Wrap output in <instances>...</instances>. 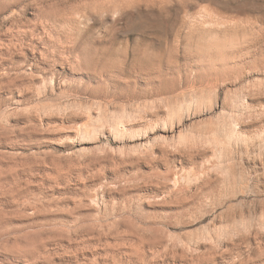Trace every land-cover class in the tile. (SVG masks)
Here are the masks:
<instances>
[{
	"label": "rangeland",
	"instance_id": "rangeland-1",
	"mask_svg": "<svg viewBox=\"0 0 264 264\" xmlns=\"http://www.w3.org/2000/svg\"><path fill=\"white\" fill-rule=\"evenodd\" d=\"M0 264H264V0H0Z\"/></svg>",
	"mask_w": 264,
	"mask_h": 264
},
{
	"label": "bare ground",
	"instance_id": "bare-ground-1",
	"mask_svg": "<svg viewBox=\"0 0 264 264\" xmlns=\"http://www.w3.org/2000/svg\"><path fill=\"white\" fill-rule=\"evenodd\" d=\"M143 24H144V22H143ZM141 25H142V23H141ZM146 25V24H145Z\"/></svg>",
	"mask_w": 264,
	"mask_h": 264
}]
</instances>
